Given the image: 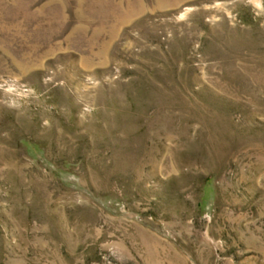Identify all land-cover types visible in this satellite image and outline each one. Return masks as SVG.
<instances>
[{"label": "rangeland", "instance_id": "374dc122", "mask_svg": "<svg viewBox=\"0 0 264 264\" xmlns=\"http://www.w3.org/2000/svg\"><path fill=\"white\" fill-rule=\"evenodd\" d=\"M0 264H264V0H0Z\"/></svg>", "mask_w": 264, "mask_h": 264}]
</instances>
